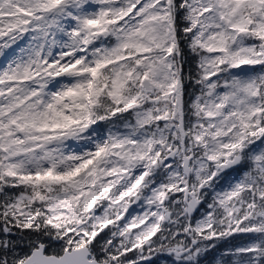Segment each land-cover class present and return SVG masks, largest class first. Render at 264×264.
<instances>
[{"label": "snow or ice", "instance_id": "snow-or-ice-1", "mask_svg": "<svg viewBox=\"0 0 264 264\" xmlns=\"http://www.w3.org/2000/svg\"><path fill=\"white\" fill-rule=\"evenodd\" d=\"M0 58V264H264V0H0Z\"/></svg>", "mask_w": 264, "mask_h": 264}, {"label": "trees", "instance_id": "trees-1", "mask_svg": "<svg viewBox=\"0 0 264 264\" xmlns=\"http://www.w3.org/2000/svg\"><path fill=\"white\" fill-rule=\"evenodd\" d=\"M185 59H186V63L184 64V70H185V74L187 75L190 71L194 70L195 68V60L194 58L191 56L190 53H188L187 48L185 47ZM3 58H0V64L3 62ZM187 87V91L190 93L192 91V85L191 83H187L186 85ZM186 100L188 99V96L186 95ZM107 232V230H105V233ZM105 233H102L101 236L99 237V239H103L105 236ZM245 234H244V238H245ZM242 238L240 237L239 234H236L233 238H230L229 241L227 242H221L219 244H217L216 248L212 249L210 252H208L204 258V260L202 261V264H215V259H216V255L219 257L220 253L223 252V250L231 245L236 244L238 241H241ZM230 244V245H228ZM227 245V246H226ZM59 249V245L58 244H53L51 245V247L49 248V251H54V250H58ZM25 251H27V249H24ZM216 254V255H215ZM131 255V254H129Z\"/></svg>", "mask_w": 264, "mask_h": 264}, {"label": "rangeland", "instance_id": "rangeland-1", "mask_svg": "<svg viewBox=\"0 0 264 264\" xmlns=\"http://www.w3.org/2000/svg\"><path fill=\"white\" fill-rule=\"evenodd\" d=\"M3 60H4V59H3ZM3 63H4V61L0 64V66H2ZM133 208L136 209L137 212L140 211V209H139V208H136L135 205H133L132 208H130L129 211L131 212ZM196 218H199V213L196 214ZM133 231H135V229H134ZM239 235H240V237L242 238V240H241V241H238V242H237L236 244H234V245H231V246L226 247L225 249H227V248H229V247H233V246H235V245H238V244H240V243H242V242H244L245 240H247V239L250 238V236H249V235H246V234H245V235H246L245 238H244V234H239ZM228 245H230V244H228ZM226 246H227V245H226ZM225 249H224V250H225ZM224 250H223V251H224ZM215 255H216V254H215ZM217 257H218V256L216 255V258H217ZM226 259H230V258H226Z\"/></svg>", "mask_w": 264, "mask_h": 264}]
</instances>
